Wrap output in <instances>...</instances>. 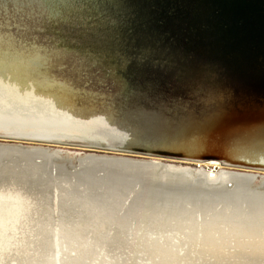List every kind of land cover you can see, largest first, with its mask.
Returning <instances> with one entry per match:
<instances>
[{"label": "water", "instance_id": "1", "mask_svg": "<svg viewBox=\"0 0 264 264\" xmlns=\"http://www.w3.org/2000/svg\"><path fill=\"white\" fill-rule=\"evenodd\" d=\"M0 151L264 180V0H0Z\"/></svg>", "mask_w": 264, "mask_h": 264}, {"label": "bare ground", "instance_id": "2", "mask_svg": "<svg viewBox=\"0 0 264 264\" xmlns=\"http://www.w3.org/2000/svg\"><path fill=\"white\" fill-rule=\"evenodd\" d=\"M255 181L0 151V264H264Z\"/></svg>", "mask_w": 264, "mask_h": 264}, {"label": "rangeland", "instance_id": "3", "mask_svg": "<svg viewBox=\"0 0 264 264\" xmlns=\"http://www.w3.org/2000/svg\"><path fill=\"white\" fill-rule=\"evenodd\" d=\"M61 160V159H60ZM72 160H74V162L75 163H77V161H78V159H72ZM60 162V161H59ZM68 168H70L69 169V171H72V169H71V167H69L68 166ZM262 182H263V180H260V179H256V181H255V185H256V187H260L261 186V184H262ZM19 212H20V214H22V210H20V209H17ZM2 213V212H1ZM63 252L62 251H60V250H58V249H56L55 251H54V253H53V255H54V258H55V260H58V258H60V259H62V257H63V254H62ZM60 254V255H59ZM61 254H62V256H61ZM73 255H75V254H73ZM138 263L137 264H140L141 262L140 261H137ZM130 264V263H129Z\"/></svg>", "mask_w": 264, "mask_h": 264}]
</instances>
